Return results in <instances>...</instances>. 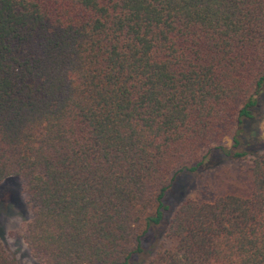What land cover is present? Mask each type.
I'll use <instances>...</instances> for the list:
<instances>
[{"label":"trees","instance_id":"obj_1","mask_svg":"<svg viewBox=\"0 0 264 264\" xmlns=\"http://www.w3.org/2000/svg\"><path fill=\"white\" fill-rule=\"evenodd\" d=\"M262 95L264 0H0L12 234L38 264H133L148 242L138 264H264V140L244 142ZM212 148L252 155L247 192L164 219ZM0 264H20L1 239Z\"/></svg>","mask_w":264,"mask_h":264},{"label":"rangeland","instance_id":"obj_2","mask_svg":"<svg viewBox=\"0 0 264 264\" xmlns=\"http://www.w3.org/2000/svg\"><path fill=\"white\" fill-rule=\"evenodd\" d=\"M244 130L247 149L254 153L259 152L261 140H264V95L256 106L254 119L244 125ZM249 136L251 138H248ZM222 144L228 146L229 138H225ZM251 158L250 154L240 159L225 158L217 149H210L206 154L205 164L191 173H180L168 187L164 202L169 210L164 219H167L173 209L185 198L210 200L216 195L227 192L245 194L249 188ZM23 200L16 180L10 179L0 183V239L7 252L20 264H38L29 255L20 239L12 234L21 222L28 218ZM160 231L159 229L158 232H154L153 237ZM149 248V242L145 243L143 254L136 255L133 264H138L143 257H146Z\"/></svg>","mask_w":264,"mask_h":264}]
</instances>
